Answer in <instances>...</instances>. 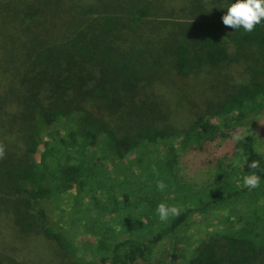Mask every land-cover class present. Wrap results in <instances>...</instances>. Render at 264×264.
<instances>
[{
    "label": "trees",
    "instance_id": "16d2710c",
    "mask_svg": "<svg viewBox=\"0 0 264 264\" xmlns=\"http://www.w3.org/2000/svg\"><path fill=\"white\" fill-rule=\"evenodd\" d=\"M230 3L0 0V264H143L169 237L170 260L159 264H264L262 234L233 229L229 216V226L180 243L196 215L247 193L245 175L257 171L264 184V171L248 167L264 169L251 132L264 117V21L252 32L225 27ZM194 75L210 100L186 126L173 124L150 92ZM202 165L214 174L203 187ZM121 181L132 184L124 202L150 208L147 222L123 218L120 236L99 222L83 253L71 225L88 224L86 201H119ZM157 181L166 188L153 197ZM162 202L181 214L159 225ZM12 234L44 237L61 257L23 254Z\"/></svg>",
    "mask_w": 264,
    "mask_h": 264
},
{
    "label": "rangeland",
    "instance_id": "374dc122",
    "mask_svg": "<svg viewBox=\"0 0 264 264\" xmlns=\"http://www.w3.org/2000/svg\"><path fill=\"white\" fill-rule=\"evenodd\" d=\"M202 84V76L200 77L199 75L188 78H172L166 83L156 85L150 94L157 98L159 105L163 109L168 111L167 115L171 123L186 126L192 118L205 109L210 100L207 95L201 92L200 87ZM259 122L260 125L251 131L256 136L257 144L258 136L260 139H264V117ZM244 134H246L245 130L236 135L242 136ZM259 144L260 147H264V141H259ZM227 157L228 159L231 158L229 155ZM204 163L206 164L205 160ZM197 176L203 182L201 187L214 181V174L208 165L206 167L202 165L201 171L197 172ZM238 186L240 188L245 187L241 181L238 182ZM130 187H132V184L124 181L117 183L116 194L119 201L115 203L111 202V199H107V194H104V199L107 202L99 205H96L93 201H86V205L88 204L89 206V212L85 216L88 219V224L85 227L71 225V229L74 231L72 232L75 235L74 238L80 244L86 245L87 250L85 249L83 252L81 249L83 253L90 252V248L95 243L96 238L101 236V227L95 226L97 223L102 222L105 233H109L112 236L116 234L120 236L121 234L123 235L121 231V221L125 220L123 218H131L133 215L141 223L145 221L142 213H149L150 208L147 204L137 207L130 205L131 203L128 201L124 202V200L126 201L125 193L129 192ZM214 192L215 195L218 194L217 191ZM148 193L155 197L158 193V188H149ZM152 215L155 222L159 225H164L168 222H161L157 211ZM227 216L234 218V223L231 225L233 229L239 230L246 225L249 229L255 228L264 237V184L259 185L258 188L249 189L244 195L234 197L227 204L211 210L208 214L196 215L192 220L191 227L181 233L182 240H180V243L182 245L196 243V241L208 235L210 225L229 226L224 222ZM240 216H243L244 221L238 220ZM9 240L17 245L23 254L36 256L43 263L57 262L61 257L62 250L60 246L55 243L51 244L44 237L27 238L12 234L9 236ZM173 240L170 237L163 240L155 247L151 261L143 264H159L160 260L169 261L170 252L174 248ZM62 242L67 246L66 240Z\"/></svg>",
    "mask_w": 264,
    "mask_h": 264
},
{
    "label": "clouds",
    "instance_id": "9594fccd",
    "mask_svg": "<svg viewBox=\"0 0 264 264\" xmlns=\"http://www.w3.org/2000/svg\"><path fill=\"white\" fill-rule=\"evenodd\" d=\"M264 0H235V3H230L227 7L226 13L222 16V23L227 28L240 29L243 28L245 32L254 31L256 25L261 24L264 21ZM258 136V134H257ZM243 137L235 135L234 140L239 141ZM259 141H264L258 136V144L256 151L264 154V147H260ZM5 156V145L0 143V159ZM233 166L239 164L238 160L230 161ZM250 169H260V162L258 160H252L248 165ZM243 185L249 189L258 188L260 185V176L257 171H252L243 177ZM157 188L163 191L166 188L164 181H157ZM161 222H167L172 217H177L181 214V209L177 205H168L166 203H160L156 209Z\"/></svg>",
    "mask_w": 264,
    "mask_h": 264
}]
</instances>
